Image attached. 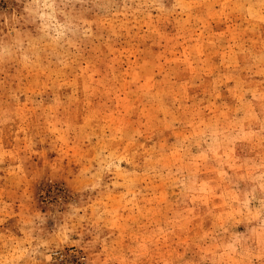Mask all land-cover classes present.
Segmentation results:
<instances>
[{
  "label": "rangeland",
  "instance_id": "obj_1",
  "mask_svg": "<svg viewBox=\"0 0 264 264\" xmlns=\"http://www.w3.org/2000/svg\"><path fill=\"white\" fill-rule=\"evenodd\" d=\"M0 264H264V0H0Z\"/></svg>",
  "mask_w": 264,
  "mask_h": 264
}]
</instances>
